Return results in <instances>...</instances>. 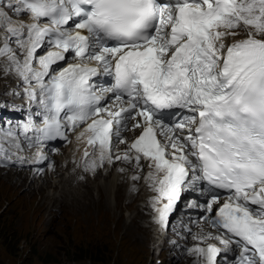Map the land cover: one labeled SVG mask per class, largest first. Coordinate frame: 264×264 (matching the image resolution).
I'll return each mask as SVG.
<instances>
[{
    "label": "snow or ice",
    "instance_id": "1",
    "mask_svg": "<svg viewBox=\"0 0 264 264\" xmlns=\"http://www.w3.org/2000/svg\"><path fill=\"white\" fill-rule=\"evenodd\" d=\"M0 28V57L39 105L42 126L24 125L37 145L83 125L78 139L88 134L98 154L89 159L85 149V171L147 160L165 227L182 193L199 184L207 198L191 206L212 215L218 205L210 222L220 230L200 241L234 251L232 264H264V0H0ZM100 74L115 82L97 92L90 81ZM107 93L114 109L101 106ZM128 121L141 133L117 154L113 138L126 143ZM193 251L217 264L222 249Z\"/></svg>",
    "mask_w": 264,
    "mask_h": 264
},
{
    "label": "rangeland",
    "instance_id": "2",
    "mask_svg": "<svg viewBox=\"0 0 264 264\" xmlns=\"http://www.w3.org/2000/svg\"><path fill=\"white\" fill-rule=\"evenodd\" d=\"M0 86H3L1 79ZM66 152V149H59V154ZM59 154L54 155L53 164H48L46 170L56 165ZM127 165L128 170L135 168L139 173H143L141 166L138 168L132 163ZM62 167L65 168V165L63 164ZM135 169L130 171L129 178L133 177ZM19 172L31 173L30 170H0V264H100L94 263V260H100L102 264H205L206 262V258L199 256L193 249L197 246L205 247L209 242L199 246L196 243H188L186 237L185 240L177 242L181 245L173 246L172 249L169 247H172L175 240L171 242L172 238L168 237L164 248L157 256L156 250H153L155 238L152 237L154 228L152 207L155 196L150 195V191L142 186V177L127 183L126 190L134 191V197L131 199L128 195L122 197L119 208L113 209L116 200V195L111 194L113 187L110 189L108 184H106L108 190L104 187L106 178V181H109L111 169L101 173L94 172L93 176H98L93 186L83 188L84 184L81 185L77 181L78 184L74 186L70 181L66 186L74 191V196L67 197L68 192H66L62 200L58 198V203L56 195L60 194L62 185L55 186V183H52L53 179L49 181L53 187H48L46 194L49 195L45 197L46 199L40 195L32 199L28 195L29 183L15 192L13 188L17 180L13 179L10 182L8 180L10 176L7 174L11 173L17 177L23 174ZM60 175L65 179L68 178L65 170ZM80 179L83 183L87 180L85 177ZM142 192L147 194L144 195ZM86 194H88L87 199H85ZM71 197L74 198L71 202L75 201L74 204L77 206L70 202L71 206L67 207L66 204ZM143 197L151 200L145 201ZM77 200H81V206L78 205ZM110 204L112 211L105 208L107 205L110 207ZM141 204L144 206L141 207ZM180 204L175 218L182 216L181 210L185 207L186 201L182 200ZM106 212L108 213L105 214ZM192 223L194 231L201 234L197 231L199 227L196 219L189 224ZM193 229L187 232L189 238L194 235ZM212 236H217V233ZM213 241L218 240L213 239Z\"/></svg>",
    "mask_w": 264,
    "mask_h": 264
},
{
    "label": "bare ground",
    "instance_id": "3",
    "mask_svg": "<svg viewBox=\"0 0 264 264\" xmlns=\"http://www.w3.org/2000/svg\"><path fill=\"white\" fill-rule=\"evenodd\" d=\"M242 36H244V32H240V35L239 36L229 37V38H230V40H233V39H238V38H240ZM129 123H130V121L127 122V126H128V129L129 130H127V131H123L122 130L121 131L122 134H123L122 137H124L126 139L125 140L126 143L117 144V142H116L113 145L114 150H115V152L117 154H123V152L127 151L128 145L131 143L130 140L133 138V136H138L141 133V129H138V128L137 129H133L132 125L135 123V121H131V123L130 124ZM81 131H83V128L79 130V132L74 137L73 142L70 143V145L66 148V151H67L66 153L59 154V152H58L59 150L58 149L56 150V152H57L56 154L57 155L59 154V157H58L59 159L57 160L55 166L53 165L52 167L48 168L47 170H45L44 172H41L39 174L33 173L32 171H31V173L30 172H19V173H23V174H20L17 177H15V175H13L11 173H8L7 175H9L10 177H8L7 175H6V177H8V180H10V182H12L13 179H16L17 180L16 183L14 184V186H15V188H13L14 191L17 192L18 188L24 187V186H26V184L29 183V186L27 185L30 188V190L28 191V195L32 199H34L35 196L37 197V195L38 196L40 195L42 198H45V197H47V195H49V194H46V193H48V187H50V186L53 187L52 183H55V186H59L60 187V185H62L60 194L56 195L57 196V200L56 201L58 203V198L61 199L63 197V195H66V192H68L67 197L74 196L73 195V192L74 191H71L69 189V187L66 186V184H68L70 181H72V184L74 186L77 185L78 182L81 185L84 184L85 186H82L83 188H86L89 185L90 186H93V182L97 179V176L98 175L93 176L94 171H92V170L85 171V167H84L83 164H84V151H85L86 147H85L83 138H79L78 139ZM131 163L134 166H136V163H135L134 160ZM58 164H60V166ZM63 164L65 165V168L62 167ZM127 164H128V162H125L123 160H118V161H115L114 163H108V162H106L105 165L101 169H99V170L96 171V173H101L104 170L105 171H108L109 169H111V172L109 173V177H110L109 178V181H106L107 180V178H106L105 183H104V187L106 189L108 187H110V189L113 187V193H111V194L116 195L115 196L116 197V200L114 202V206L112 207L113 209L114 208H117V209L119 208V206H120L119 205L120 204V200H121L122 197H125V196L128 195L129 196V199H131L135 195V192L134 191L132 192L131 190H126L127 189L126 186H128L127 183H129L132 180V178H129V173H130L131 170H134L135 169V168H132V169L128 170L129 168L127 169V167H129V166ZM148 164H149V162H145L144 163L143 161H140V166H141L140 168L143 170V173L140 172L141 173V175H140L139 170L138 169H135L134 175H139L140 177H142V180H143V181H141V184L143 182L142 186L143 187H146L150 191V193H149L150 195L152 194V196H156L157 194L149 186V182L146 179L147 173L151 170V169H149ZM130 166H132V165L130 164ZM112 167H114V169ZM120 169H123V171H120ZM63 170H65L66 173L68 174V178L67 179H65L64 177H62L60 175ZM1 171H6V170H1ZM48 171H51V172L48 173V174H46ZM10 172H12V171H10ZM15 173H18V172H15ZM24 173H28V174H24ZM42 175L44 177H42ZM102 175H104V174H102ZM81 177H85V178H87V180L83 183L82 180L80 179ZM73 178H75V179H73ZM51 179H53V182L52 183L49 182V181H51ZM57 179H59L58 182H57ZM65 181H66V183L64 184ZM134 183L135 182L133 181L132 184H134ZM106 184H108V187H106ZM137 186H139V185H137ZM80 188H81V186H80ZM89 189H87V190L89 191ZM136 189L139 190V188H137V187H136ZM144 189H142V190H144ZM76 191L77 190H75V192ZM109 191H108V193H109ZM127 191H129V192L127 193ZM147 192H145V194H147ZM77 193L79 194L78 191H77ZM88 194L85 195V199L88 198ZM147 197H148V195H147ZM73 199H74L73 197H71L69 199V201L66 204L67 207L68 206H71L70 205V202ZM147 199H149V198H147ZM147 199H145V201H147ZM149 200H151V199H149ZM77 201L79 202L78 205L81 206V200H77ZM74 202H71V204L73 203L72 205H76V204H74ZM148 203L149 202H147V204ZM180 203L181 202L178 203V212H179V207L181 205ZM111 204H113V203H111ZM111 204H110V207H108V205L105 206V208H109V211H112L113 210V209H111ZM143 206H144V204H141V207H143ZM156 206H158V204H155L153 202V207H152L153 208V211H152V222H153L154 228H153V232H152V237L155 238L154 243L158 240L157 239V235L155 233L156 225L158 224V219H159V213L157 211ZM197 208H199V207H197ZM197 208H195V209H197ZM183 210H184V207L181 210L182 216L176 217V218H178L177 221H175V219H174L175 217H174L173 220L169 224V229L170 230L171 229L174 230V232H172V233L171 232L170 233L167 232V234H169V237L172 238L171 239V242H172V240H175V242L173 243V245L171 244L172 247H169V248L172 249L173 246L175 247L176 245H181V244H178L177 242H179V240H185V237H186V241H188V243H190V244L196 243V244H199V246H200V244L202 245V244H205L206 242H209L210 244H214L217 247L221 248L222 249V251L220 253L221 255H219L217 257V264H223V261H222V258L221 257H225V258L229 259L233 252L232 251H228V252L223 251L224 245H222L219 241H213V239L207 240V241H205L203 243L200 241L199 238L204 237V236H208V234L213 235L215 233L214 230L210 229L203 222V216L205 215V212L201 213L200 216L196 219L197 225L199 227V230H197V231L201 232V234H199L196 231H194L195 229H193L194 228L193 225L192 224H189V223H191L192 220L193 221L195 220V218L192 216V215H194V212L187 211V212H184L183 213ZM107 213L108 212H106L105 214H107ZM180 218H183V221L182 222L180 221ZM132 221L134 222V220H132ZM176 223H178V224L175 225V226H173ZM180 224L182 226L188 224L189 225V232H191L192 229H193V232L192 233L194 234L193 235L194 237L192 236V237L189 238L188 233L185 232V226H184V229L179 230L181 228V225ZM195 236H196V238H195ZM200 247H202V246H200ZM205 264H207V261L205 262Z\"/></svg>",
    "mask_w": 264,
    "mask_h": 264
},
{
    "label": "clouds",
    "instance_id": "4",
    "mask_svg": "<svg viewBox=\"0 0 264 264\" xmlns=\"http://www.w3.org/2000/svg\"><path fill=\"white\" fill-rule=\"evenodd\" d=\"M176 214H177V213H176ZM192 225H193V223H192ZM187 226H189V225L187 224ZM188 231H189V228H188V230H185V232H188ZM165 242H166V240H165ZM155 244H156V242L153 244V249H154V250H156L155 247H154ZM164 245H165V243H164ZM163 248H164V246H163ZM163 248H162V249H163ZM160 251H161V250H160ZM160 251H159V252H160ZM155 252H156V251H155ZM156 253H157V252H156ZM158 255H159V253L157 254V256H158ZM219 255H221V254H219ZM219 255H218V256H219ZM218 256H217V257H218ZM233 256H234V252L232 253V255L230 256L229 259L223 257V258H225V260H222L223 263H224V264H232V259H231V258H232ZM227 261H229L230 263H228Z\"/></svg>",
    "mask_w": 264,
    "mask_h": 264
},
{
    "label": "trees",
    "instance_id": "5",
    "mask_svg": "<svg viewBox=\"0 0 264 264\" xmlns=\"http://www.w3.org/2000/svg\"><path fill=\"white\" fill-rule=\"evenodd\" d=\"M91 259V258H90ZM100 263V264H102L103 262L102 261H100V260H94V263Z\"/></svg>",
    "mask_w": 264,
    "mask_h": 264
}]
</instances>
